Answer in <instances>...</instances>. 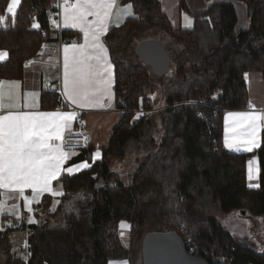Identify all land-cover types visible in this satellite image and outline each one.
<instances>
[{
  "label": "trees",
  "instance_id": "trees-1",
  "mask_svg": "<svg viewBox=\"0 0 264 264\" xmlns=\"http://www.w3.org/2000/svg\"><path fill=\"white\" fill-rule=\"evenodd\" d=\"M56 1L20 0L12 17L6 15L9 0H0V16L5 17L0 48L8 53L0 63V79L22 78L24 61L53 30L47 13ZM123 1L132 5L133 15L104 35L114 68L113 101L122 113L100 148L101 158L60 176L63 195L53 212L52 197H42L37 223L28 226L27 259L8 264H107L128 257L118 231L121 220L129 224L130 245L143 228L154 229L173 234L187 251L210 264H264V252L239 243L210 213L264 215V129L255 151L257 188L246 184L248 154L223 146L224 111L249 104L243 73L256 70L264 78V0H210L195 14L191 28L177 29L160 0ZM179 6L184 9V0ZM155 24L171 36L168 56L174 64L164 107L151 111V68L132 63L125 50L135 30ZM60 33L62 40H79L78 32ZM39 101L41 109L66 106L58 93L44 89ZM137 110L143 114L133 121ZM156 127L158 138L153 135ZM90 151L87 146L72 162L87 159ZM127 153L138 166L131 183L124 185L110 163ZM71 197L76 210L63 214ZM6 237L0 233V244L11 259Z\"/></svg>",
  "mask_w": 264,
  "mask_h": 264
},
{
  "label": "snow or ice",
  "instance_id": "snow-or-ice-1",
  "mask_svg": "<svg viewBox=\"0 0 264 264\" xmlns=\"http://www.w3.org/2000/svg\"><path fill=\"white\" fill-rule=\"evenodd\" d=\"M115 0H76L68 4L65 0L64 23L73 28H79L84 36V44H73L64 47L63 58V88L67 99L80 107L99 105L105 96L110 98L113 83V65L108 60L107 48L101 37L108 31L110 11ZM20 0H11L8 12L12 13ZM131 4L126 12L131 15ZM88 16L95 17L89 21ZM188 24L191 21L185 17ZM5 17L0 16V24ZM33 27H38L33 24ZM7 53L0 52V60ZM31 63V61L29 62ZM18 81H0V110L5 107V95H13L11 89ZM9 85L6 93L4 86ZM8 107H14L9 105ZM249 107L253 105L249 103ZM76 112H12L0 114V189L18 191L31 211V203L39 202L44 193L63 195L53 188L62 173L72 175L80 168L90 165L83 162L73 167H64L70 155L62 147V137L69 129ZM238 118V130L233 131L231 139L226 135L225 146L237 151L242 148L252 151L258 147V121H264V109L250 112L230 113ZM227 123V121H226ZM227 131V130H226ZM96 153V156H99ZM256 161H249V179H253V166ZM258 166L256 173H258ZM62 187V186H61ZM25 189H31L32 197L24 196ZM5 204L0 201V211ZM125 226L122 222V227ZM126 264V262H125Z\"/></svg>",
  "mask_w": 264,
  "mask_h": 264
},
{
  "label": "crops",
  "instance_id": "crops-1",
  "mask_svg": "<svg viewBox=\"0 0 264 264\" xmlns=\"http://www.w3.org/2000/svg\"><path fill=\"white\" fill-rule=\"evenodd\" d=\"M10 2V0H9ZM7 4V7L9 5ZM76 0L69 5L75 4ZM123 0H115L113 8L110 11L109 26H117L122 23V10L127 4H124ZM161 8L168 16L173 29L177 28H191L195 18V14L206 9L210 3V0H184V9L181 10L179 6V0H160ZM56 4L58 2L56 1ZM55 4V5H56ZM19 5V4H18ZM123 5V6H122ZM6 7V9H7ZM55 7V6H54ZM64 7L65 3H60L58 6V17L51 23L52 32L48 35V38L43 41L38 52L31 58L27 59L23 63V75L21 79H0V81H18L19 84L11 89L13 95L11 97L5 95L4 104L5 107L0 110V114H7V112H76L77 116L71 121L69 129H66L65 133L71 131L74 128L75 121L80 118L83 122V133L86 136L87 144L90 146V159H83L77 162H72L73 158L77 156L80 151L66 150L68 153H74L70 155L69 159L65 162L64 167H73L80 165L83 162H87L91 165L94 161L101 158L100 148L104 146L109 138L112 127L120 117L122 111L116 108L113 101V83L111 87V96H105L102 103L91 107H80L73 105L64 94L63 88V58L64 47L71 46L73 44H84V36L79 28H73L70 25L64 23ZM192 10V11H190ZM125 11V10H124ZM126 12V11H125ZM192 12L191 16L189 13ZM9 16V15H8ZM128 17V16H127ZM185 17H187L191 23L188 24ZM87 19L92 21L95 19L93 16H88ZM124 20V19H123ZM36 24V23H35ZM71 30L79 33V40H58L56 36V30ZM105 35V34H104ZM104 35L101 37V41L107 48L104 41ZM0 52L7 53L5 49L0 48ZM108 60L112 64L108 50ZM8 57V53L0 63L4 62ZM31 61V63H29ZM113 65V64H112ZM244 81L247 88L248 101L253 105L252 108L247 107L243 109H226L223 114V146L229 152L248 154L246 158V184L249 188H257L259 186V171L256 173V167L259 163L255 151L258 147L252 151L244 150L239 151L235 149H229L225 146V137L229 139L233 136V131L238 130V118L229 116L230 113L250 112L264 109V78L259 71L248 70L243 73ZM112 79L114 80V68H112ZM5 92L9 91V85L4 86ZM49 90L58 93L62 100L66 103V106H59L53 109H41L40 107V92L41 90ZM14 105V107H8ZM137 117V116H136ZM138 119V117H137ZM227 121V123H226ZM264 129V121H258L257 139L258 145L260 143L261 131ZM227 130V131H226ZM62 143L61 141H56ZM63 147V145H62ZM64 148V147H63ZM99 153V156H96ZM249 161H256L253 166L254 176L253 179H249ZM86 168H80L74 171L73 174ZM67 174V173H62ZM61 174V175H62ZM72 174V175H73ZM60 178V177H59ZM53 181V188L56 191L63 193L61 184L59 181ZM49 195L52 197L50 204V212L56 209L59 199L62 195H52L51 193H44L40 196L39 202L33 201L30 205L31 211L26 206L27 201L20 196L18 191L0 189V201L5 204L4 210L0 211V233L6 234V241L8 242L9 254L5 253L3 246L0 244V264H8L9 261L22 260L25 261L28 257V226L37 223V217L35 215V208L41 202L43 196ZM24 196L31 198V189H25ZM75 197H79L78 195ZM74 197L69 198L63 204V214L66 212H73L76 210ZM2 217V218H1ZM119 231V228H118ZM128 240L121 243L124 247L129 248L130 233L128 232ZM120 236V235H119ZM132 264L129 257L120 259H111L107 264ZM141 264V263H139Z\"/></svg>",
  "mask_w": 264,
  "mask_h": 264
},
{
  "label": "rangeland",
  "instance_id": "rangeland-1",
  "mask_svg": "<svg viewBox=\"0 0 264 264\" xmlns=\"http://www.w3.org/2000/svg\"><path fill=\"white\" fill-rule=\"evenodd\" d=\"M10 3L11 0L9 4ZM124 4L129 5L130 3ZM127 5L124 8H126ZM17 7L18 5L15 6L12 13L8 12L7 7L6 15L13 17L17 11ZM124 10H122V22L124 21L123 19L129 16V14H127V12H125ZM131 13V15H133L132 7ZM191 14L192 12L189 13V16H191ZM145 38H156L163 41L164 45H166L165 47L168 48V55H171V49L169 46L171 43V36L163 29L161 25L155 24L149 27L141 28L139 30H135V32H133V34L127 40L125 54L132 61V63L144 65V62L135 54V47L141 39ZM173 64L174 60L169 57L168 69L163 74L154 75L153 73H151V85L153 87L152 91L149 94V96L152 98L153 103L151 111H155L164 107V93L166 88L170 84V79L173 75ZM142 114L143 110L135 111L132 120H137V117L139 118L140 116H142ZM159 132L160 128L156 127L153 130V135L158 138ZM137 166L138 162L135 160L134 155H131V153H127L122 160L113 158L110 163V170L119 173L121 182L124 185H129ZM210 213L233 235V237L239 243L247 245L257 252H264V215H258L255 217L246 216L245 213L241 214L236 210H232L228 213H223L221 211L215 210L211 211ZM122 222L125 225L123 227ZM157 227H159L161 230H164L163 226ZM128 232V222L125 220H121L119 222V235L123 241L128 240ZM154 234L164 237L170 236V233L168 231H158L154 229L147 230L143 228L137 235L134 236L131 245H129L128 257L132 264H145V241L147 237Z\"/></svg>",
  "mask_w": 264,
  "mask_h": 264
},
{
  "label": "water",
  "instance_id": "water-1",
  "mask_svg": "<svg viewBox=\"0 0 264 264\" xmlns=\"http://www.w3.org/2000/svg\"><path fill=\"white\" fill-rule=\"evenodd\" d=\"M135 53L155 75H161L168 69L167 49L159 39H141ZM144 247L145 264H210L203 256L187 251L184 243L171 233L169 237L155 234L147 237Z\"/></svg>",
  "mask_w": 264,
  "mask_h": 264
},
{
  "label": "built area",
  "instance_id": "built-area-1",
  "mask_svg": "<svg viewBox=\"0 0 264 264\" xmlns=\"http://www.w3.org/2000/svg\"><path fill=\"white\" fill-rule=\"evenodd\" d=\"M74 0H68V3H72ZM58 4L54 8L50 9L47 13L49 21H54L58 17V6L60 3H65V0H57ZM42 36H47L45 31L41 32ZM56 36L58 40H62L60 30H56ZM83 122L78 118L75 121L74 128L63 135L62 145L66 150L81 151L86 148L87 140L83 133Z\"/></svg>",
  "mask_w": 264,
  "mask_h": 264
},
{
  "label": "bare ground",
  "instance_id": "bare-ground-1",
  "mask_svg": "<svg viewBox=\"0 0 264 264\" xmlns=\"http://www.w3.org/2000/svg\"><path fill=\"white\" fill-rule=\"evenodd\" d=\"M52 22V21H51Z\"/></svg>",
  "mask_w": 264,
  "mask_h": 264
}]
</instances>
